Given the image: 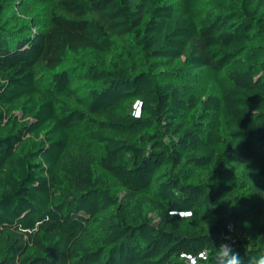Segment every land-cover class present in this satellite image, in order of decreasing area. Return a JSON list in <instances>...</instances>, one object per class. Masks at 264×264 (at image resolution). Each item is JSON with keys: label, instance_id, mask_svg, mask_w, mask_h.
<instances>
[{"label": "trees", "instance_id": "16d2710c", "mask_svg": "<svg viewBox=\"0 0 264 264\" xmlns=\"http://www.w3.org/2000/svg\"><path fill=\"white\" fill-rule=\"evenodd\" d=\"M231 252L264 257V0H0V264Z\"/></svg>", "mask_w": 264, "mask_h": 264}, {"label": "rangeland", "instance_id": "374dc122", "mask_svg": "<svg viewBox=\"0 0 264 264\" xmlns=\"http://www.w3.org/2000/svg\"><path fill=\"white\" fill-rule=\"evenodd\" d=\"M25 19V18H24ZM27 22V20H24V22ZM203 79V83L207 84L209 87L212 88L213 79L215 78L216 74L210 73V72H204L200 75ZM70 151L72 152H88L90 154V150L87 148V145H85L83 139L80 138H73L71 144H70ZM158 220L156 219V222Z\"/></svg>", "mask_w": 264, "mask_h": 264}, {"label": "clouds", "instance_id": "9594fccd", "mask_svg": "<svg viewBox=\"0 0 264 264\" xmlns=\"http://www.w3.org/2000/svg\"><path fill=\"white\" fill-rule=\"evenodd\" d=\"M225 256L226 254L223 251L219 253L220 258H224ZM226 264H239L238 254L231 252L230 256L227 257ZM256 264H264V257H261V259L257 261Z\"/></svg>", "mask_w": 264, "mask_h": 264}, {"label": "built area", "instance_id": "2783aa9c", "mask_svg": "<svg viewBox=\"0 0 264 264\" xmlns=\"http://www.w3.org/2000/svg\"><path fill=\"white\" fill-rule=\"evenodd\" d=\"M228 247L225 248V251H227ZM208 254L205 253L204 257H206ZM199 261L198 257H192V258H188L187 260L184 261V263L182 264H197Z\"/></svg>", "mask_w": 264, "mask_h": 264}]
</instances>
